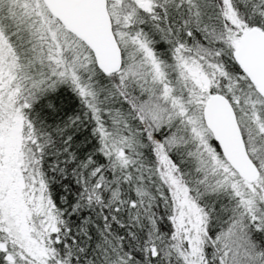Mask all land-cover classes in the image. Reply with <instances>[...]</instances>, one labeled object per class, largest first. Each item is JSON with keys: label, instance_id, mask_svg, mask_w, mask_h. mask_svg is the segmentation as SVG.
Listing matches in <instances>:
<instances>
[{"label": "snow or ice", "instance_id": "snow-or-ice-1", "mask_svg": "<svg viewBox=\"0 0 264 264\" xmlns=\"http://www.w3.org/2000/svg\"><path fill=\"white\" fill-rule=\"evenodd\" d=\"M0 264H264V0H0Z\"/></svg>", "mask_w": 264, "mask_h": 264}]
</instances>
